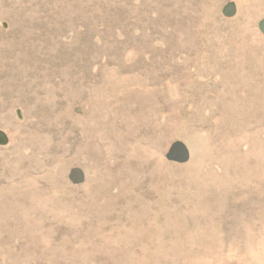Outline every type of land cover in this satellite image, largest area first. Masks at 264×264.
Instances as JSON below:
<instances>
[{"label": "rangeland", "instance_id": "obj_1", "mask_svg": "<svg viewBox=\"0 0 264 264\" xmlns=\"http://www.w3.org/2000/svg\"><path fill=\"white\" fill-rule=\"evenodd\" d=\"M0 264H264V0H0Z\"/></svg>", "mask_w": 264, "mask_h": 264}]
</instances>
